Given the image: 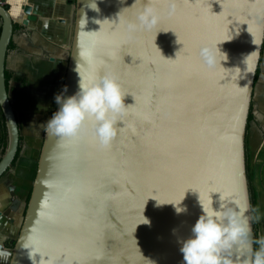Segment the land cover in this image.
<instances>
[{
    "label": "water",
    "instance_id": "obj_1",
    "mask_svg": "<svg viewBox=\"0 0 264 264\" xmlns=\"http://www.w3.org/2000/svg\"><path fill=\"white\" fill-rule=\"evenodd\" d=\"M74 2L65 98L79 90V64L86 79L117 77L132 107L107 149L91 135L70 141L45 130L8 264H184L180 248L203 214L200 201L219 210L220 197L250 226L252 252L236 246L226 253L231 264H243L255 251L246 135L264 0ZM146 6L157 9L158 23L130 30ZM16 16L0 0L8 133L0 182L22 160L14 163L20 131L5 77ZM214 46L227 58L209 68L200 52Z\"/></svg>",
    "mask_w": 264,
    "mask_h": 264
},
{
    "label": "crops",
    "instance_id": "obj_2",
    "mask_svg": "<svg viewBox=\"0 0 264 264\" xmlns=\"http://www.w3.org/2000/svg\"><path fill=\"white\" fill-rule=\"evenodd\" d=\"M17 12L5 61L9 96L20 131L19 165L0 182V264H8L22 224L24 202L33 182L35 162L43 144L47 121L62 92L73 39L74 0H3ZM28 13H25V9ZM2 19L0 17V33ZM251 102L246 152L257 195L258 240L264 238V49ZM0 109V123L2 121ZM0 127V140L3 138ZM0 147V156L3 148ZM260 245L258 244V249Z\"/></svg>",
    "mask_w": 264,
    "mask_h": 264
},
{
    "label": "clouds",
    "instance_id": "obj_3",
    "mask_svg": "<svg viewBox=\"0 0 264 264\" xmlns=\"http://www.w3.org/2000/svg\"><path fill=\"white\" fill-rule=\"evenodd\" d=\"M158 0H153L157 3ZM159 16L155 7H145L139 16V25L130 24V30L138 27H152L158 23ZM251 53L249 56L253 55ZM200 55L209 68L221 66V57H226L217 46L201 49ZM248 56V57H249ZM80 77L79 90L65 98L67 86L54 99L59 106L47 121L46 131L65 140H78L88 135L101 149L110 148L124 128L123 118L132 107L125 104L126 94L113 75H98L85 78L81 75L79 64L75 69ZM222 203L219 210L201 203L203 214L192 228V237L182 242L180 252L184 264H231L226 253L236 246H242L252 252L251 229L242 219L243 211H236ZM177 213L185 212L177 206ZM260 245L250 259L243 264H264V238L256 241Z\"/></svg>",
    "mask_w": 264,
    "mask_h": 264
},
{
    "label": "trees",
    "instance_id": "obj_4",
    "mask_svg": "<svg viewBox=\"0 0 264 264\" xmlns=\"http://www.w3.org/2000/svg\"><path fill=\"white\" fill-rule=\"evenodd\" d=\"M263 49H264V43H263ZM257 76H258V70H257L256 78H257ZM9 79H10V77L8 76V74H6V85L7 86H8ZM250 118H251V113L249 114L248 122L250 121ZM0 127L4 131L3 132V138H1V140H0V147H3V145L6 144V141H7V140H5L6 137H7V127H6L5 119H4L3 115H2V121L0 123ZM5 149H6V147L3 148V154L5 152ZM20 152H21V144L19 145V149H18L16 158L14 160V163L18 159V157L20 155ZM0 160H1V156H0ZM247 175H248V182H249V191H250V198H251V207H252V214H253L254 230H256V223H257V218H258V215H259V206H258V202H257L256 191H255V188L253 187L251 176H250L248 158H247ZM256 241H257V235H256V232H255V250H257ZM13 246H14V244L11 245V248Z\"/></svg>",
    "mask_w": 264,
    "mask_h": 264
},
{
    "label": "rangeland",
    "instance_id": "obj_5",
    "mask_svg": "<svg viewBox=\"0 0 264 264\" xmlns=\"http://www.w3.org/2000/svg\"><path fill=\"white\" fill-rule=\"evenodd\" d=\"M255 232H256V235H257V241H258V230H257V223H256V230H255ZM257 250H258V243H257Z\"/></svg>",
    "mask_w": 264,
    "mask_h": 264
},
{
    "label": "snow or ice",
    "instance_id": "obj_6",
    "mask_svg": "<svg viewBox=\"0 0 264 264\" xmlns=\"http://www.w3.org/2000/svg\"><path fill=\"white\" fill-rule=\"evenodd\" d=\"M146 222V221H145Z\"/></svg>",
    "mask_w": 264,
    "mask_h": 264
}]
</instances>
